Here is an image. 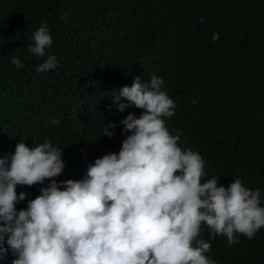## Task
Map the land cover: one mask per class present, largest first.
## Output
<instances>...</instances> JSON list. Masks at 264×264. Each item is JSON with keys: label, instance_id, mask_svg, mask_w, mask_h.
Wrapping results in <instances>:
<instances>
[{"label": "trees", "instance_id": "1", "mask_svg": "<svg viewBox=\"0 0 264 264\" xmlns=\"http://www.w3.org/2000/svg\"><path fill=\"white\" fill-rule=\"evenodd\" d=\"M42 23L53 44L38 57L28 46ZM48 55L57 68L37 72ZM153 74L176 103L167 127L204 158V179L227 187L240 178L261 190L264 207V0H0V157L20 141L34 148L48 140L63 150L57 183L83 179L95 159L120 151L130 134L120 122L143 111H119L127 101L114 97ZM109 124L113 135L101 136ZM48 183L17 185L28 195L16 210ZM197 239L211 243L206 255L216 264H264V227L228 245L202 225ZM13 260L0 241V264Z\"/></svg>", "mask_w": 264, "mask_h": 264}, {"label": "clouds", "instance_id": "2", "mask_svg": "<svg viewBox=\"0 0 264 264\" xmlns=\"http://www.w3.org/2000/svg\"><path fill=\"white\" fill-rule=\"evenodd\" d=\"M50 32L42 23L28 52L44 57L53 44ZM218 39L213 33V42ZM11 63L24 67L15 56ZM57 66V57L48 55L37 72ZM164 86L153 74L147 83L136 77L120 90L115 101L127 103H119V111H143L120 122L130 133L120 151L95 159L83 179L57 183L63 150L48 140L34 148L20 141L14 153L0 157V241L13 264H216L206 255L211 243L197 239L202 225L210 238L224 236L228 245L241 235L253 239L264 227L261 190L245 187L240 178L227 187L216 177L204 179V158L180 146L179 131H169L164 118L175 115L176 103ZM115 126H104L101 136L111 137L108 129ZM46 180L40 195L17 211L28 195H18L17 185Z\"/></svg>", "mask_w": 264, "mask_h": 264}]
</instances>
